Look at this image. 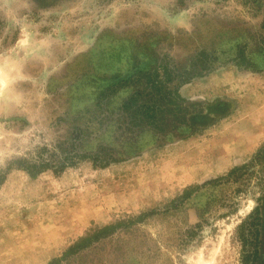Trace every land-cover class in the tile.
<instances>
[{"label": "rangeland", "instance_id": "rangeland-1", "mask_svg": "<svg viewBox=\"0 0 264 264\" xmlns=\"http://www.w3.org/2000/svg\"><path fill=\"white\" fill-rule=\"evenodd\" d=\"M133 66L159 72L171 120L94 165L123 132L114 107L153 91L141 76L100 96ZM263 145L264 0H0V171L40 147L86 154L58 174L8 170L0 264H264Z\"/></svg>", "mask_w": 264, "mask_h": 264}, {"label": "trees", "instance_id": "trees-1", "mask_svg": "<svg viewBox=\"0 0 264 264\" xmlns=\"http://www.w3.org/2000/svg\"><path fill=\"white\" fill-rule=\"evenodd\" d=\"M239 53L238 59H241V62L244 59V54L241 51ZM133 67L136 69H130L126 71L123 77L116 76L109 79V81L105 84L106 88L100 92V96L105 95L106 91L111 89V87L122 86L125 83H128L132 78H134V82H136L139 80L136 78L141 76H145V83H149L152 86L151 88H153V91L150 93L147 91L145 94H143V91L138 90L132 94L124 96L120 103L114 107L113 113L116 115L114 118L115 125L118 127V129L123 130V132L121 131V134H117L118 136L116 133L112 134L106 142L99 141L98 145L96 146L97 149H95L90 154H87L88 157L92 159V163L94 165L99 163L100 166H106L110 162H115L128 157L131 155V152L138 150L143 145V143L141 144L140 142V136H138L139 132L142 131V127L148 126L149 128H152L154 131L158 132L162 130L160 125L163 122L165 123L166 120H171L170 118L166 117V112H169L170 110L169 105L174 104L173 97L168 96V98H166V103L164 105H160L156 96L157 92L160 93L161 91V89H157L159 72L155 70L153 74L147 72L141 73L142 70H139L136 66ZM113 90H115V88ZM143 96H148L149 100H152V103H147L146 100H142L141 98H144ZM163 98L165 97L163 96ZM107 120L108 119H105L104 115L101 119H99V123H104ZM79 134L80 133H78V135ZM110 143L116 145L117 148H112V146L109 147ZM262 152H264V145L254 156L259 157L261 156L260 154ZM84 155L86 154H82L76 150H64V155L58 156L54 151L49 152L46 147H40L37 150L34 159L23 157L10 161L6 169L2 172L0 171V185L3 183L8 170H10L12 167L21 169L27 172L30 176H36L38 173L47 169L52 170L54 174H58L62 172L64 168L74 164V157L79 158L84 157ZM235 169L236 168L232 169L230 173ZM194 188L195 187H192L190 190L185 191L182 194V198L188 197ZM262 203H264V201ZM154 211L155 210H151L144 214H140L136 218L141 219L143 216L154 213ZM126 225L128 224L124 223V221L118 220L114 223L97 228L91 234L80 237L78 242L70 247L69 250L74 248H78V250L85 248L89 244H92L93 241L100 239V237L110 234L116 230L117 227H127Z\"/></svg>", "mask_w": 264, "mask_h": 264}]
</instances>
